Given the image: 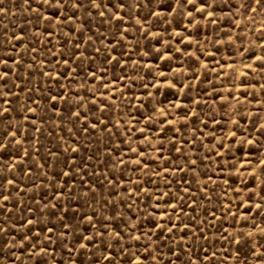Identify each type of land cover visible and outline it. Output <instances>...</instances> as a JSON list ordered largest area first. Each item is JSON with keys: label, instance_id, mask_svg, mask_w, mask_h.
<instances>
[{"label": "rangeland", "instance_id": "1", "mask_svg": "<svg viewBox=\"0 0 264 264\" xmlns=\"http://www.w3.org/2000/svg\"><path fill=\"white\" fill-rule=\"evenodd\" d=\"M0 264H264V0H2Z\"/></svg>", "mask_w": 264, "mask_h": 264}, {"label": "snow or ice", "instance_id": "2", "mask_svg": "<svg viewBox=\"0 0 264 264\" xmlns=\"http://www.w3.org/2000/svg\"><path fill=\"white\" fill-rule=\"evenodd\" d=\"M45 2L47 3L48 2V0H45ZM0 3H2V0H0ZM256 3L257 4H260L261 3V0H256ZM255 9H253V11H254Z\"/></svg>", "mask_w": 264, "mask_h": 264}]
</instances>
